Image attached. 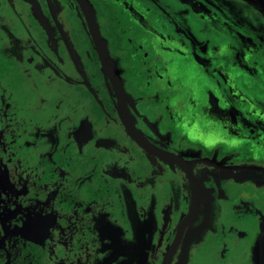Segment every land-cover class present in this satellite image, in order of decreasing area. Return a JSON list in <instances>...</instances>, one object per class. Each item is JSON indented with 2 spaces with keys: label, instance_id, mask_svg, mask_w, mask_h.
I'll return each mask as SVG.
<instances>
[{
  "label": "flooded vegetation",
  "instance_id": "af4514ba",
  "mask_svg": "<svg viewBox=\"0 0 264 264\" xmlns=\"http://www.w3.org/2000/svg\"><path fill=\"white\" fill-rule=\"evenodd\" d=\"M0 264H264V0H0Z\"/></svg>",
  "mask_w": 264,
  "mask_h": 264
}]
</instances>
